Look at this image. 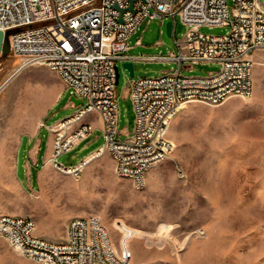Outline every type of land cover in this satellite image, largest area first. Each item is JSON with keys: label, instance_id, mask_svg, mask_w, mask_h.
Instances as JSON below:
<instances>
[{"label": "rangeland", "instance_id": "obj_1", "mask_svg": "<svg viewBox=\"0 0 264 264\" xmlns=\"http://www.w3.org/2000/svg\"><path fill=\"white\" fill-rule=\"evenodd\" d=\"M227 3L234 5L233 0ZM200 31L221 36L228 28L203 26ZM175 37L182 35L168 36L166 22L144 21L130 37L126 54L168 55L176 49ZM253 57L252 96L180 109L167 133L173 151L148 172L145 187L136 189L129 179L116 175L108 151L97 155L104 145L97 112L90 123L87 114L69 126L67 136L82 124L93 130L75 149L58 157L67 172L51 164L40 172L43 186L36 187V168L31 167L30 182L21 183L23 172L19 165L16 169V161L22 158L19 142L25 130L22 121L14 123L18 96L27 97L29 119L43 116L47 126L70 119L86 101L76 106L71 91L56 83L50 76L56 74L49 69L33 66L18 72L19 59L0 54V215L28 216L37 231L56 236H66L72 218L96 215L127 264H264V50ZM132 62L134 77L119 63L116 93L122 133L134 129L130 80L160 77L178 68L175 61ZM218 70L216 63H197L182 74L205 76ZM50 134L54 138L42 128L44 154ZM125 138L121 134L120 139ZM84 157L88 163L75 178L69 167ZM28 183L37 192H31ZM0 264L41 263L25 258L0 237Z\"/></svg>", "mask_w": 264, "mask_h": 264}, {"label": "built area", "instance_id": "obj_2", "mask_svg": "<svg viewBox=\"0 0 264 264\" xmlns=\"http://www.w3.org/2000/svg\"><path fill=\"white\" fill-rule=\"evenodd\" d=\"M0 0V30L9 40L11 54L20 61L18 72L41 66L57 74L66 89L85 104L70 117L48 128L54 134L51 164L64 172L58 157L72 151L93 130L82 124L71 136V124L97 112L104 145L117 176L136 189L147 182L156 162L173 151L162 125L172 121L183 106L203 103L218 106L233 97L253 93L254 54L264 50V2L261 0ZM132 5L133 10H129ZM159 19L172 21L176 49L168 55L131 58L128 41L140 25ZM181 31L176 33L177 24ZM227 27L226 34L211 36L200 28ZM141 45V39L136 41ZM135 59L175 61L178 68L160 77L129 82L128 95L135 120L132 132L118 130L119 103L116 65ZM197 63H216L219 70L205 76H184L183 69ZM86 159L70 172L80 177ZM28 216L0 215V237L22 256L41 264H127L115 249L108 230L96 215L72 218L65 239L59 242L35 234Z\"/></svg>", "mask_w": 264, "mask_h": 264}, {"label": "crops", "instance_id": "obj_3", "mask_svg": "<svg viewBox=\"0 0 264 264\" xmlns=\"http://www.w3.org/2000/svg\"><path fill=\"white\" fill-rule=\"evenodd\" d=\"M50 76L53 78V80H55L56 83L62 86L63 83L61 82L57 74H56L57 77L54 75H50ZM25 103L27 105V112H28L27 114L23 112L22 114H17V103H16L15 111H14V123L15 122L19 123L22 121L23 124L20 127L25 130L19 142V151H21L22 153V158L20 162L18 160L16 161V169L18 165L20 166V168H22L23 178L22 180L21 178L19 177L18 178L21 181V183H23V182H30L28 171L31 167L36 168V182H38V185L36 184V187L37 186L41 187L43 186V174L40 172H43L45 169H48L49 166L51 165L50 158L52 156V151H53V136L50 134V140L47 145L46 154L43 153V148H42L43 142H42V139L40 138L41 130L43 127H46L48 129L53 124L51 126H47L44 123L43 116H39L38 118L34 120H30L29 119L30 112L28 110L29 104L27 103V99ZM94 114H95L94 112L88 114L86 118L88 123H90L91 121L90 117L94 116ZM101 126H102V122H101ZM100 148H98V150ZM92 153H90L88 156H90ZM86 157H84L83 160ZM28 185L32 189L31 192L33 193L37 192V190H34V187L32 188V186L29 183ZM35 234L39 237H45L46 235H48L49 237L48 239H53V241H56V242H59L65 239L64 233H61V235L56 236L54 234L52 235V233L44 232L41 228L38 229V231L36 230Z\"/></svg>", "mask_w": 264, "mask_h": 264}, {"label": "water", "instance_id": "obj_4", "mask_svg": "<svg viewBox=\"0 0 264 264\" xmlns=\"http://www.w3.org/2000/svg\"><path fill=\"white\" fill-rule=\"evenodd\" d=\"M134 0H130V3H133ZM262 2H264V0H261ZM129 10H133L132 5L129 7ZM172 25L173 22L172 21H167L166 22V32L168 34V36H172ZM181 31V24L178 23L177 24V29H176V33L179 34ZM0 54L3 55H10L11 54V50H10V44H9V40L8 38L5 36V33L0 30ZM122 67L128 71L130 77H134V69H133V62L132 61H125L122 63ZM119 65H116V85L119 82ZM71 101L76 105V106H80L82 104V100L80 99H76L75 97L71 98Z\"/></svg>", "mask_w": 264, "mask_h": 264}, {"label": "bare ground", "instance_id": "obj_5", "mask_svg": "<svg viewBox=\"0 0 264 264\" xmlns=\"http://www.w3.org/2000/svg\"><path fill=\"white\" fill-rule=\"evenodd\" d=\"M26 99H27V97H26L25 94L18 96V100H17V114H22V112L23 113H26V114L28 113L27 112V105L25 103ZM184 107L185 106H183L182 108H184ZM170 123H171V121H168V122H166V123H164L162 125V134H167L168 131H170V125H171ZM161 163L162 162H156V166L159 165V164H161ZM65 169H66V167H65ZM65 169H64V172L67 170V169L66 170ZM68 172H70V168H69V171Z\"/></svg>", "mask_w": 264, "mask_h": 264}]
</instances>
